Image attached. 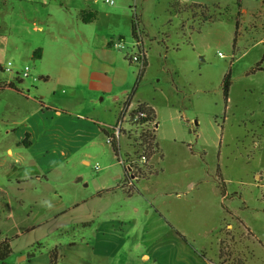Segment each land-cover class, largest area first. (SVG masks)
I'll return each instance as SVG.
<instances>
[{
	"label": "rangeland",
	"instance_id": "374dc122",
	"mask_svg": "<svg viewBox=\"0 0 264 264\" xmlns=\"http://www.w3.org/2000/svg\"><path fill=\"white\" fill-rule=\"evenodd\" d=\"M2 8L1 86L9 81L36 86L42 81L38 67H58L59 54L50 45L49 33L73 35L92 29L110 45L124 38L127 48L111 46L118 53H129L125 67L135 69L129 95L136 86L135 105L143 101L156 109L158 130L152 123L139 124L133 111L128 112L120 129V158L104 134L101 144L86 156L90 163L83 164L81 156L75 167L94 177L110 175L112 163L118 164L122 175L124 165H132L146 195L155 198L168 215L178 212L181 226L196 240L170 253L177 264H182L178 253L185 264H205V255L213 264H264L260 239L264 231V0H114L113 4L49 0L48 6L38 3L37 9L10 0ZM84 10L96 12L97 17L83 21ZM135 18L148 52L149 66L144 70L140 62L132 61L140 53L132 35ZM67 19L73 27L67 28ZM41 44H47L44 53ZM39 48L42 55L37 58L34 52ZM8 62L13 63L12 72L4 70ZM26 66L30 76L24 78ZM4 100L0 93V103ZM124 107L116 121L108 113L116 124ZM3 111L4 106L0 108V244L6 239L13 242L4 264H46L41 253L51 251L53 238L46 247L20 253L17 235L31 217L20 206L19 195L8 193L3 183L5 167L16 158L15 152L12 158L7 152L10 138L4 133ZM156 133L157 140L150 145L147 136ZM220 171L228 191L226 200L218 183ZM58 236L61 240L66 234ZM34 250H38L37 258ZM27 253V259L20 261Z\"/></svg>",
	"mask_w": 264,
	"mask_h": 264
},
{
	"label": "crops",
	"instance_id": "0c3cea01",
	"mask_svg": "<svg viewBox=\"0 0 264 264\" xmlns=\"http://www.w3.org/2000/svg\"><path fill=\"white\" fill-rule=\"evenodd\" d=\"M8 1L0 0V15ZM19 2L23 8L49 5V0ZM66 22L67 28L73 27L71 19ZM139 34L136 46L148 59L141 29ZM101 38L92 29L73 35L49 33L50 45L59 54L58 67H38L42 81L36 86L24 82L17 86L9 81L5 84L12 87H0L5 97L0 103L5 112L4 133L10 138L7 152L11 158L14 152L16 155L15 162L5 167L3 183L8 193L19 195L20 206L31 217L27 228L17 235L20 253H29L35 246L46 247V241L53 238L51 251L41 253L46 264L51 262L52 251H56L55 264H177L176 256L170 253L196 241L181 226L178 212L171 211L170 216L155 198L148 197L139 177L126 176L121 160L123 175L117 163H112L110 175L94 177L75 167L81 156L83 164L90 163L86 156L101 144L103 127L114 130L123 125L127 113L143 102L135 105L133 97L123 119L114 122L132 89L130 77L134 78L135 69L125 67L129 53H118L112 47L122 50L127 48L125 43L124 47L111 46ZM41 45L44 53L47 44ZM31 92L37 96L31 97ZM108 113L114 115V121ZM156 122L159 126L157 113ZM27 134L28 145L24 143ZM65 173L72 176L61 178ZM225 190L228 198L226 185ZM61 233L66 237L60 240ZM28 253L19 260H26ZM178 255L185 264L181 253ZM33 256L38 257V250ZM204 257L203 263L212 261L208 255Z\"/></svg>",
	"mask_w": 264,
	"mask_h": 264
},
{
	"label": "trees",
	"instance_id": "16d2710c",
	"mask_svg": "<svg viewBox=\"0 0 264 264\" xmlns=\"http://www.w3.org/2000/svg\"><path fill=\"white\" fill-rule=\"evenodd\" d=\"M82 14V19L83 21L85 22H92L97 16H96V12L92 11V10H84L81 12ZM132 35L133 37L137 40V41H140V34H139V19H133V22H132ZM42 55V49H37L35 52H34V56L37 57V58H40ZM148 65V62H147V58L145 56L144 58V65H143V68L142 70H144L146 68V66ZM141 70L140 72V76L139 78L142 76L143 74V71ZM225 93L226 95L228 94V87L230 85V78L229 76L226 78L225 80ZM5 86H13V84H7ZM5 86H1L0 87H5ZM136 92V86L135 88L133 89V91L131 92V94L128 96L126 102H125V107L128 108L132 98L134 97V94ZM124 107V108H125ZM140 111H146L148 114H147V117L146 118H143L141 119L142 122H145V121H148V120H152L154 121L156 119V112L155 110L150 107L148 104L146 103H139L138 107L132 112V116L136 115L138 112ZM123 111L122 113L120 114V118H119V121H121L123 119ZM156 125H157V122H156ZM158 126V125H157ZM156 131V129H155ZM103 132L104 134H106L108 137H112V148H113V151L116 155V157H118V159L120 158V147H119V139L115 136V133L113 131H111L110 129H106L105 127H103ZM150 137V142L149 144L151 145V140L155 141L157 140V135L153 136V135H148L147 136V141ZM24 143L26 145L30 144V141H29V134H27L26 136V139L24 140ZM156 148H159V144L158 142H156ZM155 152H150V155H153ZM125 173H126V176L129 175L127 169H125ZM218 177H219V186L221 188V191H222V195L223 197L226 199L227 198V194H226V190H225V182L224 180L221 178L222 177V174H221V171L218 172ZM224 205V204H223ZM12 253V248H11V244H10V240L9 239H6L4 242H2L0 244V260L3 262V264L5 263V260L6 258ZM56 251H53L52 253V259H51V262L50 264H55L56 263V260H57V256H56ZM212 261H209V264H211Z\"/></svg>",
	"mask_w": 264,
	"mask_h": 264
},
{
	"label": "built area",
	"instance_id": "2783aa9c",
	"mask_svg": "<svg viewBox=\"0 0 264 264\" xmlns=\"http://www.w3.org/2000/svg\"><path fill=\"white\" fill-rule=\"evenodd\" d=\"M106 2L107 3H110V4H113L114 3V0H106ZM124 43H125V41L123 39H118L114 44L116 45V47H124L125 46ZM144 58H145L144 53H142L140 51L139 54H135V55L132 56V61H134V62H140L142 64V67H143V65H144ZM12 66H13V63L12 62H8L7 66H5L4 70L6 72H12ZM29 76H30V67L26 66L24 68V70L22 71V77L26 78V77H29ZM147 114L148 113L146 111H140L136 115H134L135 120L136 121H139V124H142V125L148 124V123H152V124H155L156 125V123H154V121H152V120H148V121H145V122H142L141 121V119L147 117ZM121 128H122V125L121 124L120 125L118 124V126L116 127V129H114L115 136L118 139H119V137L121 135V131H120ZM155 128H156V126H155ZM107 142L110 143V144H112V137H107ZM142 160L146 162L147 161L146 156H142ZM96 169H99V167L97 166ZM126 169L129 172V174H131V176H133V177L137 176V175L134 174L135 173V170H134L135 168L132 165H129L128 167H126ZM260 239L264 243V231H262L260 233ZM211 264H213V263H211Z\"/></svg>",
	"mask_w": 264,
	"mask_h": 264
}]
</instances>
